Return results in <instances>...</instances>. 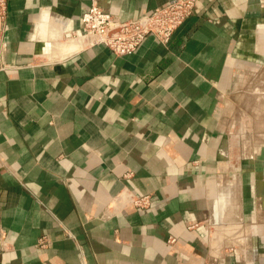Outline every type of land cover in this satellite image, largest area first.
Wrapping results in <instances>:
<instances>
[{
	"label": "crops",
	"instance_id": "crops-1",
	"mask_svg": "<svg viewBox=\"0 0 264 264\" xmlns=\"http://www.w3.org/2000/svg\"><path fill=\"white\" fill-rule=\"evenodd\" d=\"M169 1L100 4L128 21ZM88 4L0 17V264H264V116L222 109L264 81V0H197L127 55L87 44Z\"/></svg>",
	"mask_w": 264,
	"mask_h": 264
},
{
	"label": "built area",
	"instance_id": "built-area-1",
	"mask_svg": "<svg viewBox=\"0 0 264 264\" xmlns=\"http://www.w3.org/2000/svg\"><path fill=\"white\" fill-rule=\"evenodd\" d=\"M101 0H89L81 16L87 44H102L117 55H127L136 50L147 35L166 43L175 29L193 14L197 0H171L145 14L141 18L121 21L100 4ZM7 10V0H0V17ZM147 196L133 199V203L144 206ZM174 241V238H170ZM45 241L41 240L40 245Z\"/></svg>",
	"mask_w": 264,
	"mask_h": 264
},
{
	"label": "rangeland",
	"instance_id": "rangeland-1",
	"mask_svg": "<svg viewBox=\"0 0 264 264\" xmlns=\"http://www.w3.org/2000/svg\"><path fill=\"white\" fill-rule=\"evenodd\" d=\"M261 79H263L261 75H256L254 79H249L246 76L241 81L238 91L233 95L228 94V97L222 102V109L230 120L232 117H236L242 120L241 122L244 120V123L247 124V121L253 116H264V81ZM263 131L258 130L257 133H263Z\"/></svg>",
	"mask_w": 264,
	"mask_h": 264
}]
</instances>
